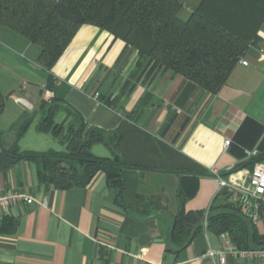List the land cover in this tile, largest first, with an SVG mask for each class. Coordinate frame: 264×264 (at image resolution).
Listing matches in <instances>:
<instances>
[{"label": "crops", "instance_id": "1", "mask_svg": "<svg viewBox=\"0 0 264 264\" xmlns=\"http://www.w3.org/2000/svg\"><path fill=\"white\" fill-rule=\"evenodd\" d=\"M259 36L227 83L212 93L163 67L131 78L138 51L93 24L81 26L51 71L37 62L38 45L0 25V93L6 98L0 148L13 144L19 123L26 119L17 140L20 150L64 151L60 137L38 127L47 114L42 101L59 97L88 126L122 135L119 147L95 142L92 153L140 163L125 167L128 178L136 191L164 207L151 217L137 218L116 202L103 171L86 186L61 189L39 181L36 162L20 160L0 169V193L19 190L33 202L19 201L0 216V264H264L231 256L225 263L210 259L208 250L220 249L224 239L208 229L186 247L170 249L167 235L179 206L182 173L153 167L175 165L183 153L203 168L187 210L208 211L218 195L213 167L236 182L247 178L255 166L248 152L254 147L264 152V24ZM69 119L64 109L55 115L57 123ZM243 204L250 209L248 202ZM5 218L16 220L15 230H2ZM257 226L263 233L264 215Z\"/></svg>", "mask_w": 264, "mask_h": 264}, {"label": "trees", "instance_id": "2", "mask_svg": "<svg viewBox=\"0 0 264 264\" xmlns=\"http://www.w3.org/2000/svg\"><path fill=\"white\" fill-rule=\"evenodd\" d=\"M182 0H0V25L8 27L38 45L37 62L51 71L84 24H93L123 39L138 51L139 58L131 78L157 68L171 69L199 87L217 93L251 45L259 39L264 24V0H200L186 17ZM127 81V85H128ZM53 83L49 75L48 85ZM133 84L130 85V90ZM101 100L106 101L104 95ZM6 98L0 93V113ZM59 97L42 101L47 114L38 127L52 131L66 144L64 151H22L17 140L28 121L19 123L20 132L10 147L0 148V169H8L20 160L38 165L41 183L68 189L88 185L103 171L115 191L116 202L137 218H148L164 209L161 202L136 191L125 167L140 163L95 156L91 147L105 142L119 147L122 135L88 126L83 116L62 103ZM112 104V103H111ZM64 109L70 118L55 121ZM136 128V127H135ZM137 129V128H136ZM254 164L264 161V152L251 156ZM172 166L158 169L182 173L178 186V209L172 217L167 235L170 249L189 245L203 229L227 233L241 248L264 247L260 232L244 209L243 194L229 187L222 188L207 210H187L186 203L199 188L203 168L180 153ZM146 163L145 166H150ZM146 168V167H145ZM264 215V207L261 217ZM17 222L5 218L2 230H15Z\"/></svg>", "mask_w": 264, "mask_h": 264}, {"label": "built area", "instance_id": "3", "mask_svg": "<svg viewBox=\"0 0 264 264\" xmlns=\"http://www.w3.org/2000/svg\"><path fill=\"white\" fill-rule=\"evenodd\" d=\"M242 62L244 64L248 63L245 60ZM230 141V139L226 140L225 145L228 146ZM248 153L250 156H255L259 153V149L254 147ZM233 169L234 167H229L226 170L230 172L233 171ZM211 173L217 178L219 191L224 187L233 188L241 192L243 195H246L249 199V204L250 202H253L254 211L252 219L255 223H258L261 219L264 207V161L256 162L247 178L240 182L233 181L232 179L223 176L222 170L218 167H213ZM22 200L27 203L33 202L32 197L19 190L10 193H0V216L4 215L8 207ZM221 235L224 239L223 246L218 250L209 249L206 256L210 259H218L221 263H225L229 256L234 258L264 260V247L241 248L234 243L229 234L224 232L221 233Z\"/></svg>", "mask_w": 264, "mask_h": 264}, {"label": "rangeland", "instance_id": "4", "mask_svg": "<svg viewBox=\"0 0 264 264\" xmlns=\"http://www.w3.org/2000/svg\"><path fill=\"white\" fill-rule=\"evenodd\" d=\"M184 3H185V10L181 13V15L183 16V17H186L188 14H189V11L192 9V8H194V6L196 5V4H198V2L200 1V0H182Z\"/></svg>", "mask_w": 264, "mask_h": 264}, {"label": "water", "instance_id": "5", "mask_svg": "<svg viewBox=\"0 0 264 264\" xmlns=\"http://www.w3.org/2000/svg\"><path fill=\"white\" fill-rule=\"evenodd\" d=\"M242 201L243 202H248L249 199H248V197L246 195H243ZM253 211H254V209H253V202H250V209L248 211V214L252 216L253 215Z\"/></svg>", "mask_w": 264, "mask_h": 264}]
</instances>
